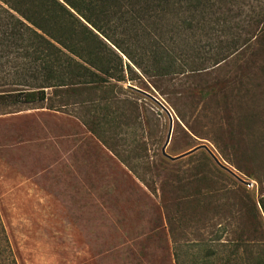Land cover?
I'll return each instance as SVG.
<instances>
[{"label":"rangeland","instance_id":"374dc122","mask_svg":"<svg viewBox=\"0 0 264 264\" xmlns=\"http://www.w3.org/2000/svg\"><path fill=\"white\" fill-rule=\"evenodd\" d=\"M244 1L225 61L127 77L120 155L74 106H0V219L19 264H264V0ZM156 101L169 156L207 146L242 181L204 149L163 160Z\"/></svg>","mask_w":264,"mask_h":264},{"label":"trees","instance_id":"16d2710c","mask_svg":"<svg viewBox=\"0 0 264 264\" xmlns=\"http://www.w3.org/2000/svg\"><path fill=\"white\" fill-rule=\"evenodd\" d=\"M244 7V0H0V106H74L120 155L119 131L136 119L126 108L136 104L119 99L127 77L196 76L225 61L243 42L231 22ZM0 264H19L1 219Z\"/></svg>","mask_w":264,"mask_h":264},{"label":"water","instance_id":"95a60500","mask_svg":"<svg viewBox=\"0 0 264 264\" xmlns=\"http://www.w3.org/2000/svg\"><path fill=\"white\" fill-rule=\"evenodd\" d=\"M157 104L160 106V108L167 114V116L169 117L170 119V129H169V132H168V136H167V139H166V142H165V145L163 146V149H162V154L166 157H168L169 159L173 160V161H177L179 159H182L186 156H189V155H192L193 153L201 150V149H204L206 150V152L212 157V159L215 161V163L223 170L227 171L228 173H230L232 176H234L235 178H237L238 180H241L231 169H229L227 166H225L219 159L218 157L212 152V150H210L207 146H200V147H197L189 152H187L186 154L180 156V157H176V158H173L171 156H169L167 154V147L170 143V140H171V134H172V126H173V115L172 113L170 112V110L164 106L163 104H161L160 102L156 101Z\"/></svg>","mask_w":264,"mask_h":264}]
</instances>
